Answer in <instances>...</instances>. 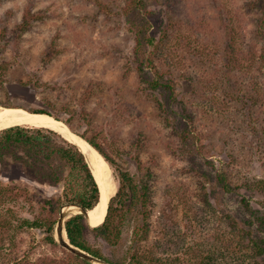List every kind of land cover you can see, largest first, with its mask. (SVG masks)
<instances>
[{"label":"rangeland","instance_id":"obj_1","mask_svg":"<svg viewBox=\"0 0 264 264\" xmlns=\"http://www.w3.org/2000/svg\"><path fill=\"white\" fill-rule=\"evenodd\" d=\"M125 1L0 0V106L51 114L96 139L149 188L150 217L130 211L119 246L95 227L86 233L110 262L128 261L135 231L144 228L148 250L168 233L162 244L170 238L172 244L158 257L169 264L176 257L177 264L198 261L201 253L215 255V263L263 264L262 257L249 259L253 241L264 248L262 0H145L158 42L146 55L155 49L158 68L172 74L174 102L139 75ZM204 42L212 61L203 63L197 49ZM187 126L193 133L184 141ZM3 164L1 191L21 193L0 200V214L10 221L4 253L14 264H77L58 241V224V246L46 242L43 230L19 228V219L33 220L62 187L33 180L12 160ZM62 212L66 220L80 214L71 205ZM64 230L65 223L62 238Z\"/></svg>","mask_w":264,"mask_h":264},{"label":"trees","instance_id":"obj_2","mask_svg":"<svg viewBox=\"0 0 264 264\" xmlns=\"http://www.w3.org/2000/svg\"><path fill=\"white\" fill-rule=\"evenodd\" d=\"M99 6L105 7L101 2ZM262 6L263 16L259 28L264 30V0H262ZM145 8V0H126L123 8L125 15L129 16L128 26L135 37V59L138 65V72L141 77L144 76L142 79L149 89L152 91L163 90L167 94V98L174 102L176 100L175 92L177 85L171 77L172 74L165 72L163 67L158 68L155 63L154 59L158 55L155 49L158 48V42L153 33L154 29L152 30L153 20ZM133 16L134 18H132ZM31 18L30 12H26L24 19L28 20V24H30ZM152 47L155 48V52L149 57L146 55V50ZM207 47L206 42H204L202 48L197 49L199 51H197L198 56L202 58L203 63L212 61ZM227 52H229L228 49ZM50 53V51L46 52L49 55ZM194 56H196L195 51ZM200 58L198 59L201 61ZM257 64L264 65V51L258 59ZM227 75L229 78L226 80V84L228 85L232 82V79L229 73ZM31 112L48 114L44 111ZM192 133L193 131L190 126H187L181 134V139L184 141L191 139ZM80 136L88 141L104 157L117 179V193L110 201L105 222L101 226L93 228V231L99 233L100 237H103L108 244L119 246L122 239V227L130 211L141 213L144 221L150 217L148 209L150 203L149 188L142 186V182L136 176L119 168L112 156L105 151L96 139L88 138L84 135ZM4 160H12L13 164H20L25 173L39 183H48L50 186L62 187V193L57 199L45 201L46 208L43 207L42 213L33 220L26 218L19 219V228L43 230L46 234L45 240L51 246H58L54 231L59 222L63 207L76 206L87 212L93 210L100 202L99 184L85 155L76 145L65 140L57 132L45 128L23 126H14L0 131V164L4 165ZM225 190L231 192L229 184H225ZM14 191L13 187L3 189V191L0 189V200H3L4 196L17 200L21 193ZM14 193L16 194L15 198ZM228 221L231 223L230 228L232 230L235 229L236 224L230 218ZM64 223L65 234L63 239L65 241L69 240L72 246L88 255V257H82L72 252L73 259L77 264H95V262L103 264H169L168 261H163L158 257L161 252L162 254L167 253L168 248L172 244L171 238L168 239L167 243L162 244L163 241L167 240L166 236H168V233H164V237L157 239L148 250L142 244V237L143 239L147 238L143 234L144 228L136 230V240L129 251L128 261L112 263L105 258L100 250L91 247L87 242L86 233L90 230L91 225L88 223L85 214L74 215ZM262 225H264V222ZM14 227L16 226L14 225ZM9 228L10 221H8L6 216L4 217L0 214V264L12 263L11 253H4V243L9 236V232H7ZM179 245L180 241L176 239V247ZM243 249L247 250V247L244 246ZM253 249L254 252H252V256L249 259L252 258L255 262L257 261L255 260L257 257H262L264 260V248L259 241H253ZM212 256L214 257L215 255H209L208 253L204 255L201 253L197 256L199 258L198 261L192 262V260H188L184 264H229L223 260L215 263ZM12 261L14 264V260ZM16 262V264H33L23 261ZM169 262L172 263L174 260ZM178 262H181V260L176 257V264ZM230 264H233V261L230 260Z\"/></svg>","mask_w":264,"mask_h":264},{"label":"bare ground","instance_id":"obj_3","mask_svg":"<svg viewBox=\"0 0 264 264\" xmlns=\"http://www.w3.org/2000/svg\"><path fill=\"white\" fill-rule=\"evenodd\" d=\"M2 106H0V131L14 126L50 129L60 134L68 142L76 145L85 155L92 166L91 169H93L92 172L100 190L102 188V202L90 211L89 224L95 228L101 226L108 213L110 198L114 196L118 188L112 169L104 157L88 141L74 133L66 124L51 116V114H47L49 115L47 116L32 113L28 109Z\"/></svg>","mask_w":264,"mask_h":264},{"label":"water","instance_id":"obj_4","mask_svg":"<svg viewBox=\"0 0 264 264\" xmlns=\"http://www.w3.org/2000/svg\"><path fill=\"white\" fill-rule=\"evenodd\" d=\"M35 114H38V113H35ZM45 115H47V114H45ZM47 116H49V115H47ZM88 163L90 164V162L88 161ZM90 166H91V164H90ZM91 168H92V166H91ZM92 171H93V169H92ZM113 177V176H112ZM114 178V177H113ZM101 190H102V188H101ZM100 190V194H101V197H100V202L99 203H101L102 202V191ZM117 193V192H116ZM116 193L114 194V196H112L111 198H110V201H111V199L113 198V197H115V195H116ZM110 201H109V204H110ZM78 208V207H77ZM108 208H109V206H108ZM78 210H79V213L80 214H85V216H86V218H87V220H88V222L90 221V211H87V212H84L83 210H81L80 208H78ZM106 219V218H105ZM65 220H66V217H65V215H64V212H62L61 213V215H60V220H59V222H58V235H59V239H58V241H59V243L62 245V246H64V247H66L69 251H71V252H73V253H75V254H78V255H81L82 257H85V256H87L88 257V255H86L85 253H83V252H81L80 250H78L77 248H75L74 246H72L71 244H70V242H66L63 238H62V232H63V229H64V222H65ZM105 222V220L102 222V224ZM95 262V261H94ZM102 264V263H101Z\"/></svg>","mask_w":264,"mask_h":264}]
</instances>
